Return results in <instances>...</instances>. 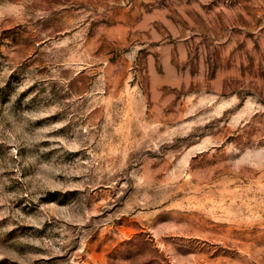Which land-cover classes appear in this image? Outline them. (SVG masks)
I'll return each mask as SVG.
<instances>
[{
  "label": "rangeland",
  "instance_id": "obj_1",
  "mask_svg": "<svg viewBox=\"0 0 264 264\" xmlns=\"http://www.w3.org/2000/svg\"><path fill=\"white\" fill-rule=\"evenodd\" d=\"M0 264H264V0H0Z\"/></svg>",
  "mask_w": 264,
  "mask_h": 264
}]
</instances>
